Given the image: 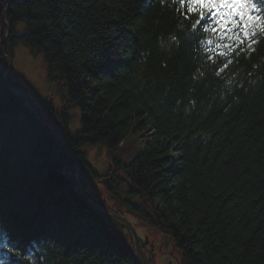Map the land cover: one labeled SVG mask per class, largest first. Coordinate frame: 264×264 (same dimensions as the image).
<instances>
[{"label":"trees","instance_id":"trees-1","mask_svg":"<svg viewBox=\"0 0 264 264\" xmlns=\"http://www.w3.org/2000/svg\"><path fill=\"white\" fill-rule=\"evenodd\" d=\"M7 29L5 53L21 43L43 54L62 94L59 110L44 107L63 129L44 119L78 151L87 197L162 237L173 264H264V33L211 57L194 15L171 0H0V38ZM6 68L0 235L24 255L9 264H138L127 229L82 199L71 154L7 87ZM7 79L23 87L14 71ZM99 143L114 163L100 188L79 152Z\"/></svg>","mask_w":264,"mask_h":264},{"label":"rangeland","instance_id":"rangeland-1","mask_svg":"<svg viewBox=\"0 0 264 264\" xmlns=\"http://www.w3.org/2000/svg\"><path fill=\"white\" fill-rule=\"evenodd\" d=\"M25 30H26V24L24 22H18L15 25L16 34H20ZM11 58H12L13 71L18 77L20 83L26 89L27 95L32 100V102L41 109H43L44 103L49 98L51 102V106L55 110H59L62 104V94L58 89V86L48 81L46 77V68L44 64L43 54L41 52L32 50L29 46H25L24 44L19 43L18 45H15L12 48ZM3 61H5V59L1 57L0 63L2 64ZM41 113L43 117L49 118L52 123L56 124V126L60 128V130L63 129L62 122L58 121L56 117H51V112L49 109L44 107V110H42ZM68 113L71 115V119L69 121L68 127L72 135L74 131L79 127L80 108L77 106H71L68 110ZM141 139L142 138L140 137V135H137V136H133L129 141L132 140L135 141V146H138L141 144ZM73 149L75 148L73 147ZM75 151H76V155L78 156L77 154L78 151L76 149ZM79 152L84 153V156L86 157L88 164H90L92 168L95 170L96 173L93 177V180L96 182L97 186L99 185L100 188L102 182H104L105 179L109 178L110 174H112L113 171L114 163L110 158L111 155L110 152H108L107 147L102 143L96 145L81 146L79 148ZM79 161L81 167L82 162L80 159ZM132 217L134 216H131V218ZM132 219H133L132 221L135 223V225L133 224L132 225L137 231L138 236L141 237L143 240L148 241L150 245H152L154 248L155 254L154 257L152 258L153 259L152 264H173V261L170 259L171 255L167 247H164L162 243L163 238L161 237L162 241L160 242L159 245L158 242L155 241L157 237L155 233H149V231L143 229V223L140 220H137L135 218ZM156 227L157 226L155 227L150 226L148 228L152 230L155 229L157 230L158 227L157 228ZM131 241H132V236H131ZM132 245L134 249L133 241H132ZM174 264H177V261H175Z\"/></svg>","mask_w":264,"mask_h":264},{"label":"snow or ice","instance_id":"snow-or-ice-1","mask_svg":"<svg viewBox=\"0 0 264 264\" xmlns=\"http://www.w3.org/2000/svg\"><path fill=\"white\" fill-rule=\"evenodd\" d=\"M188 14L199 17L196 23L209 19L214 27H205V32L213 31L220 40L227 39L242 44L245 39L264 33V0H180ZM254 42V41H253ZM208 43H212L211 40ZM231 48L232 44L220 45ZM225 55V53H220Z\"/></svg>","mask_w":264,"mask_h":264},{"label":"water","instance_id":"water-1","mask_svg":"<svg viewBox=\"0 0 264 264\" xmlns=\"http://www.w3.org/2000/svg\"><path fill=\"white\" fill-rule=\"evenodd\" d=\"M6 11H7V8L4 10L3 20H4L5 25L8 26V24L6 22ZM8 35H9V29H7L6 34L0 39V53L7 60V63H8V68L3 73V79H4L5 84L7 85V87L14 94H16V95H18L20 97H23V99H24L27 107L31 111V113L40 121V123L44 127H46L54 135H56L61 140V142L70 151V153L72 155V158H73V161H74V164H75V182H76V186H77L79 195L82 198L86 199V201L88 202V204L91 205L92 209H94L96 211H99L102 214H105L110 219H113L117 223L125 226L130 231V233H131L132 241L134 243L135 258H136L138 264H148L147 259H146L145 254H144V251H143L142 244H141L140 239L138 237L137 231L135 230V228L133 227V225L126 218H124L123 216L118 215L116 213L107 212L104 207H102L101 205H99L98 203L94 202L93 200L89 199L86 196V194H85V192L83 190V186H82V176H81L80 161L78 159V156L76 155L75 149H73V147L70 144V142L68 141V139L65 136H63L53 125H51L48 122H46L39 114L36 113V111L34 110V107H33V103L27 97V94L25 93V91H23L22 89L17 88L15 86L11 85L8 82L7 76H8V74L12 70V60H11V58L7 54L4 53L3 49L1 48V44L8 37Z\"/></svg>","mask_w":264,"mask_h":264},{"label":"bare ground","instance_id":"bare-ground-1","mask_svg":"<svg viewBox=\"0 0 264 264\" xmlns=\"http://www.w3.org/2000/svg\"><path fill=\"white\" fill-rule=\"evenodd\" d=\"M1 39V38H0ZM4 43V42H3ZM3 43L1 44V48H3ZM26 104V103H25ZM27 106V105H26ZM34 107V110L36 111V113L37 114H39V115H42V113H41V111L42 110H40V107H39V111H38V109L35 107V106H33ZM28 108V107H27ZM28 110H29V108H28ZM44 110V109H43ZM29 112L31 113V111L29 110ZM32 114V113H31ZM33 115V114H32ZM34 116V115H33ZM35 117V116H34ZM36 118V117H35ZM43 119H44V117H42ZM37 119V118H36ZM55 127V126H54ZM57 130H59L57 127H55ZM94 145H96V144H94ZM83 146H85V145H83ZM85 159H86V157H85ZM87 161V160H86ZM84 201H86V199H84V198H82ZM87 202V201H86ZM88 203V202H87ZM88 206L89 207H91V205H89L88 204ZM102 207H104L105 208V210L107 211V212H111V213H116V214H118V215H121V214H119V213H117V212H114V211H111V210H108L105 206H103V205H101ZM92 208V207H91ZM99 212V211H98ZM101 213V212H100ZM102 214V213H101ZM105 217H107L105 214H103ZM121 216H123V215H121ZM124 218H126L131 224H133L132 223V221L131 220H133L132 218H128V217H126V216H123ZM108 219H110L109 217H107ZM110 220H112L113 222H115V223H117L116 221H114L113 219H110ZM118 225H120V226H122L123 228H125V229H127L125 226H123V225H121V224H119V223H117ZM127 231H128V233H129V235L131 236V233H130V231L127 229ZM139 237V236H138ZM139 239H140V237H139ZM140 242H141V240H140ZM141 244H142V242H141ZM134 255H135V253H134Z\"/></svg>","mask_w":264,"mask_h":264}]
</instances>
